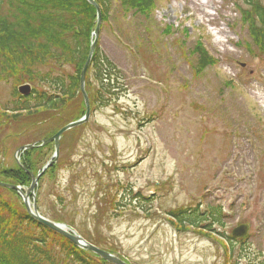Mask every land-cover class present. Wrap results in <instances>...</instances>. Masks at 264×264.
Wrapping results in <instances>:
<instances>
[{
    "label": "rangeland",
    "instance_id": "rangeland-1",
    "mask_svg": "<svg viewBox=\"0 0 264 264\" xmlns=\"http://www.w3.org/2000/svg\"><path fill=\"white\" fill-rule=\"evenodd\" d=\"M191 1L156 0L146 17L113 4L108 21L98 6L99 49L123 73L126 92L110 107L89 102V121L61 135L35 204L40 216L60 219L128 264H264V55L247 45L239 0H199L209 18ZM197 43L217 60L198 75ZM12 91L0 84V104ZM83 100L69 107L79 119L49 115L25 139L39 144L80 120ZM40 147L34 176L54 153L53 142ZM17 159L0 155L1 164ZM176 210L204 220L181 227L172 223ZM239 226L247 231L232 238Z\"/></svg>",
    "mask_w": 264,
    "mask_h": 264
},
{
    "label": "trees",
    "instance_id": "trees-1",
    "mask_svg": "<svg viewBox=\"0 0 264 264\" xmlns=\"http://www.w3.org/2000/svg\"><path fill=\"white\" fill-rule=\"evenodd\" d=\"M94 2L101 9V19L108 21L113 4L125 12L134 10L135 14L146 17L155 8L156 0ZM239 2L236 8L249 36L247 45L262 56L264 0ZM96 21V10L87 0H0V84L7 83L13 90L10 99L0 104V155L3 159L19 147L35 142L37 139L29 136L26 140L25 135L31 128L43 129L49 115L54 118L60 115L57 118L60 120L66 113L65 119L73 120L69 107L81 95L80 72L88 58ZM194 48L192 54L198 60L192 64V70L196 75L217 64L201 43ZM94 52L84 85L90 105L102 109L122 98L126 85L123 73L99 49V43ZM68 67L71 71H67ZM25 83L34 89L24 97L18 94L17 87ZM83 115L84 112L81 117ZM78 116L74 118L79 119ZM26 117H32L30 124L22 121ZM13 143H17L16 146H12ZM44 148L19 152L20 164L0 163V182L28 188L31 182L28 173L37 168L32 156L36 154L39 158ZM54 168L56 165L44 174ZM22 201L17 192L0 187V264H111L39 224L28 215ZM216 212L211 214L213 224L219 223L216 216L221 211ZM170 216L172 223L181 227L186 223L196 225L201 218L204 220L196 210H176ZM207 231L211 232L210 228ZM86 240L99 246L91 238ZM109 252L115 254L112 250Z\"/></svg>",
    "mask_w": 264,
    "mask_h": 264
},
{
    "label": "water",
    "instance_id": "water-1",
    "mask_svg": "<svg viewBox=\"0 0 264 264\" xmlns=\"http://www.w3.org/2000/svg\"><path fill=\"white\" fill-rule=\"evenodd\" d=\"M87 2L89 4H91L97 10V24H96V27H95L94 32L92 34L93 40L91 41V44L89 47L88 58H87L86 62L84 63L85 65L83 66V68L80 72L79 86H80L81 94L84 98L85 113L80 118V120L75 121V122H70V124L60 128L59 132H57L55 135L50 137L48 140H46V141L42 140L40 144H27V145L21 146L20 148L17 149V151L15 153L16 158H17L18 152H23V151H28L29 149L38 148L42 145L48 144L49 142H53V144H54L53 155L46 162V164L39 169V172L36 174L37 176H34L30 172L28 173V175H30V177L32 179L29 189H27L25 192H23L19 186L16 187V186H12L10 184H4L2 182H0V187L6 188V189L9 188L12 190H16L18 195L20 197H22L24 206H25V208H27L26 210H27V213L30 217L34 218L39 224L44 225L46 228H49L51 231L56 232L62 238L68 239L74 246H77L80 249L89 250L94 255L105 260L108 263H111V264H127L122 259L115 257L113 254L106 252V251L102 250L101 248H98V247L96 248L94 245L90 244L88 241H85L71 227H68L65 224L64 225L58 224L54 221L52 222V221L40 216L39 212H38V208L36 207V204H35L34 189L37 186L36 185L37 181L40 179V176L42 175V173L45 170H47L58 159V157L60 155V152H59L60 141L59 140H60L61 135L65 132L69 131L71 128L81 126L82 124L88 122V120H89L91 107L89 106L88 96H86V93H85L84 83H85V78L87 75L86 73H87V70L89 68L91 58H92L93 54L95 53L94 51L96 48V44L98 42L97 38L99 35V31H100L99 27H100L101 19H100V9L98 8V5H96L92 0H87ZM17 88H18L17 89L18 94L21 96H24V97L31 94V91H32V88H30V86L28 84L18 86ZM17 161H19V160L17 159ZM17 163L19 164V162H17ZM30 194H32V197H33V202L31 204L32 208L29 206V197L28 196ZM242 229L246 230L245 226H239L237 229L233 230L234 232L232 233V236L234 238H236V234L238 233V231H241Z\"/></svg>",
    "mask_w": 264,
    "mask_h": 264
},
{
    "label": "bare ground",
    "instance_id": "bare-ground-1",
    "mask_svg": "<svg viewBox=\"0 0 264 264\" xmlns=\"http://www.w3.org/2000/svg\"><path fill=\"white\" fill-rule=\"evenodd\" d=\"M191 4H193L194 6H196L197 10L200 12L201 15H203L205 18L208 17L209 15L207 13H204L203 9L206 7L204 4L200 3L199 0H194L191 1ZM221 34H223L224 32L219 31Z\"/></svg>",
    "mask_w": 264,
    "mask_h": 264
}]
</instances>
